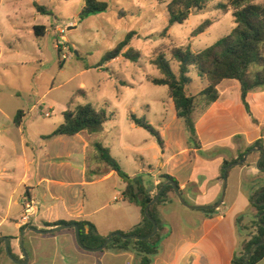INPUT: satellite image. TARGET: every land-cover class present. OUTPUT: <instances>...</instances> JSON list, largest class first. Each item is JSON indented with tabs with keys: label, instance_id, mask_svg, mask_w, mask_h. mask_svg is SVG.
<instances>
[{
	"label": "rangeland",
	"instance_id": "374dc122",
	"mask_svg": "<svg viewBox=\"0 0 264 264\" xmlns=\"http://www.w3.org/2000/svg\"><path fill=\"white\" fill-rule=\"evenodd\" d=\"M98 1L108 4L107 11L78 22L84 0H37L47 9V15L37 13L32 0H0V132H12L17 137L23 133L22 137L29 142L37 133H52L63 122L61 114L68 108L84 104L105 108L114 116L104 125V130L97 134L83 132L77 143L81 146V140L86 139L109 148L111 156L127 175L133 177L143 172L148 180L146 172L150 169L158 171L162 161L187 140L184 125L175 115L167 89L151 84V80L159 77L151 61L160 52L170 59L168 50L172 47L189 46L193 52H198L211 46L234 28L232 11L216 8L217 4H225L227 0H213L204 10L192 14L183 24H174L161 35L168 22L166 4L156 0ZM253 3L264 5V0H253ZM205 21H210V26L203 33L192 36ZM35 26L44 27L43 37L34 35ZM131 31L136 34L129 48L140 53L139 60L132 62L118 57L97 67L102 57ZM171 66L176 69L175 62H171ZM189 77L192 83L188 94L196 97L206 83L194 68ZM234 86L239 85L232 80H225L218 86L220 93H228L222 100H229L231 125L227 124L225 128L220 116H216L214 122L208 120L206 127L205 121L199 124L203 143L235 129L249 130L239 91H234ZM202 107L203 103L196 98L195 122L204 113ZM19 110L24 115L20 131L12 124ZM131 114L144 118L159 131L163 150L155 138L130 121ZM204 129L208 131V138L202 132ZM232 141L239 142L237 138ZM83 151V157L77 161L93 166V156L97 154L94 145H87ZM218 151L209 150L201 157L207 158ZM221 152L230 158L228 148ZM246 161L254 160L248 157ZM182 175L184 172H180L179 176ZM205 177L198 176L199 179ZM117 180L122 184L120 179ZM114 184L113 180H108L86 185L83 196L89 199L93 191L97 205H104L113 196L121 197L120 187ZM23 191L24 188L19 187L15 197L19 199ZM186 201L191 205L189 200ZM128 208L132 215L140 217L138 208ZM1 259L9 260L4 255Z\"/></svg>",
	"mask_w": 264,
	"mask_h": 264
},
{
	"label": "crops",
	"instance_id": "0c3cea01",
	"mask_svg": "<svg viewBox=\"0 0 264 264\" xmlns=\"http://www.w3.org/2000/svg\"><path fill=\"white\" fill-rule=\"evenodd\" d=\"M233 90L239 91V86H234ZM227 95L224 91L219 92L218 100L196 121L200 149L190 148L186 140L183 147V143L180 144L178 149L162 161L158 171L150 169L146 172L153 187L152 195L160 181L159 176L166 174L175 178L185 200L191 202L190 206H214L218 203L222 190L219 176L223 161L237 158L261 138V130L264 128L263 89L247 96L257 125H253L246 115L248 131L235 129L203 143L199 124L205 121L206 127L208 120L214 122L216 116H220V119H224L225 128L227 124L231 125L229 100H222ZM14 117L12 124L20 131L24 116L20 125L14 123ZM206 131L202 130L204 135L208 133ZM47 135L37 133L33 141L28 142L22 137L23 133L17 137L12 132H0V238H12L9 239V248L20 262L25 260L18 244L21 228L25 226L21 222V200L25 195L33 198L37 204L36 214L30 224L39 230L54 228H45L44 223L87 221L99 235L108 236L129 232L141 220V215H132L128 207L133 205L122 196L125 185L122 181L120 184L117 180L120 178L96 159L97 154L93 156V166L77 161L83 157V149L87 145H95L93 142L83 139L80 146L77 143L80 134L44 139ZM234 138L239 142H233ZM262 140L264 149V135ZM227 148L231 152L230 158L221 152ZM213 149L219 151L207 158L201 157V154ZM249 157L254 161L229 170L223 203L213 217L207 218L201 210L187 209L178 201L166 202L158 207L160 242L158 253L150 264H231L234 254L240 249L241 241L251 232L253 225L255 211L249 207L248 197L264 185V170L256 168L260 156L250 154ZM180 172H184L182 177L179 176ZM199 175L206 177L199 179ZM108 180H113L114 185L120 187L121 197L113 196L108 203L97 205L93 191L89 199L83 196V187L86 185ZM19 187H23L24 191L18 199L15 196ZM199 196L203 199H198ZM241 214H244L242 224L248 228L242 232L236 224ZM70 230L63 229L43 235L27 232L23 238V247L28 256L25 264H141L133 249L125 252H85L76 245L74 231ZM0 264L14 263L1 259ZM257 264H264V259Z\"/></svg>",
	"mask_w": 264,
	"mask_h": 264
},
{
	"label": "trees",
	"instance_id": "16d2710c",
	"mask_svg": "<svg viewBox=\"0 0 264 264\" xmlns=\"http://www.w3.org/2000/svg\"><path fill=\"white\" fill-rule=\"evenodd\" d=\"M159 4H166L168 14L167 26L162 31L161 35H165L174 24H183L189 16L196 12L204 10L207 4L213 0H156ZM32 6L37 13L47 15V9L40 5L37 0H32ZM216 8L223 12L232 11L234 28L229 34L219 38L211 46L193 52L189 46L172 47L168 50L170 59H167L165 53L160 52L155 55L151 64L157 69L159 77L151 80L154 86H162L167 89L168 98L172 101L176 117L182 121L185 132L187 133V145L190 148L200 149V142L196 132V122L193 114L196 107V98H199L203 103L202 112H205L219 98L218 86L225 80L236 81L239 85L240 103L249 117L253 125H257V121L253 117L247 96L251 92L264 89V5L253 3V0H227L225 4L219 3ZM108 4L98 0H84L83 8L78 15V22L84 19L107 11ZM210 21H205L199 25L193 32L192 36L203 33L209 26ZM33 33L36 37L44 36V27L35 26ZM135 32L131 31L126 34L125 38L116 45L115 48L109 50L100 60L97 67H101L105 63L117 59L118 57L124 60L137 62L140 58L138 51L129 48L130 41L135 36ZM125 49V50H124ZM171 62L176 63V69L171 66ZM191 68L196 69L201 80L206 83V86L195 97L188 94V88L192 83L189 73ZM63 122L49 135L44 136V139H51L58 136L73 137L83 132L88 134L101 133L104 130V125L110 121L114 113H109L105 108H96L91 104L77 105L74 108L66 109L62 114ZM21 110L17 111L14 117V123L20 125L23 117ZM130 121L139 128L144 129L148 134L155 138L159 148L163 150L164 143L158 130L149 124L144 118H137L134 114L130 115ZM264 128L261 130V138L256 140L252 145L241 152L237 158L232 160H224L221 169L219 180L222 181L223 169L243 158V155L253 149L262 148ZM97 151L96 159L105 164L113 171L123 182L124 190L122 196L124 200L139 208L141 220L129 232H118L121 235H136L138 237H146L153 230L152 223L145 217L144 211L147 204L154 198L157 191L167 183H173L183 199V191L175 178L162 174L159 176L160 181L154 187L155 192H147V187L152 184L146 180L144 173L136 176L127 175L121 168L119 162L110 154V149L103 147L101 144L94 145ZM260 156L261 153H251ZM248 164V161L241 166ZM259 167H264V158L259 164ZM229 173V171H228ZM227 173V175H228ZM264 191V185L258 188L255 192L249 195V207L255 211L253 225L249 232L240 243V249L234 254L231 264H246L247 256L253 245L264 241V228L257 221L259 215L264 214V193L260 195L256 201L255 197ZM178 201L174 195L171 186H168L161 194L160 198L154 205L148 208L150 217L157 224V233L154 237L143 240H123L118 237L111 239L109 244L100 253L113 250L116 252H125L133 249L140 258L141 264H150L151 259L158 253L160 242L161 222L159 219L158 207L166 202ZM186 202V200H185ZM187 203V202H186ZM207 218L213 217L217 210H201ZM244 214H241L236 219V224L239 231L248 230L242 224ZM261 223L264 224V215L261 217ZM60 225H76L79 231L81 243L89 249L100 247L107 236L99 235L95 227L87 221L79 222H55L44 223L45 228L56 227ZM31 227V224H26L21 228V231ZM87 228V231H86ZM72 230V229H71ZM12 239V238H8ZM10 250V248H9ZM11 255L18 259L15 255ZM5 254L4 243H0V257ZM7 257V256H6ZM264 259V245L257 247L250 259L249 264H257Z\"/></svg>",
	"mask_w": 264,
	"mask_h": 264
},
{
	"label": "water",
	"instance_id": "95a60500",
	"mask_svg": "<svg viewBox=\"0 0 264 264\" xmlns=\"http://www.w3.org/2000/svg\"><path fill=\"white\" fill-rule=\"evenodd\" d=\"M252 152H259L261 153L260 157L258 158L257 162H256V168L258 170H264V167L260 168L259 167V164L260 162L262 161V159L264 158V149L259 147V148H253L249 151H247L244 155H243V158L240 160V161H237L235 163H231L229 165H227L224 169H223V173H222V190H221V196H220V199L218 201L217 204H215L214 206H190L188 205L185 200L183 199V197L181 196V194L179 193L178 189H177V186L173 183H170V182H167L165 183L162 188H160L157 193L155 194L154 198L147 204V207L144 211V214H145V217L152 223L153 225V230L151 232V234H149L148 236L146 237H138L136 235H127V236H124V235H121L120 233H112V234H109L104 243L98 247V248H95V249H89V248H86L80 241V238H79V231H78V227L76 225H60V226H56L52 229H49V230H39L35 227H27L26 229H24L23 231H21L19 237H18V244L19 246L21 247V250L23 252V255H24V262H20L19 260H17L16 258H14L11 253H10V250H9V239L7 237H1L0 238V243L3 242L4 243V249H5V254L7 256V258L13 262L14 264H25L28 260V256H27V253L25 252V249L23 247V238L25 236V234L27 232H33V233H36V234H52L54 232H57L59 230H63V229H73L74 231V238H75V242H76V245L83 251L85 252H90V253H100L101 251L104 250V248L109 244V242L111 241L112 238L114 237H118V238H121L123 240H136V241H143V240H148L152 237H154L157 233V224L156 222L150 217L149 213H148V208L151 207L152 205H154L156 203V201L160 198L162 192L168 187V186H171L172 189H173V192H174V195L175 197L177 198L178 202L185 208L187 209H192V210H212V209H218L222 203H223V200H224V197H225V191H226V187H227V173L228 171L233 168V167H237V166H241L246 160L247 158L249 157V155L252 153ZM153 190V187L152 186H148L147 187V192H151ZM264 193V191L260 192L254 199V201H256V199L262 195ZM264 215V214H262ZM262 215H259L258 218H257V221L258 223L260 224V226H262L264 228V224L261 223V217ZM261 245H264V241L263 242H259V243H256L255 245H253L249 251V254L247 256V260H246V264H249V259L253 253V251L261 246Z\"/></svg>",
	"mask_w": 264,
	"mask_h": 264
},
{
	"label": "built area",
	"instance_id": "2783aa9c",
	"mask_svg": "<svg viewBox=\"0 0 264 264\" xmlns=\"http://www.w3.org/2000/svg\"><path fill=\"white\" fill-rule=\"evenodd\" d=\"M62 58L65 59L66 57L63 55ZM21 205L23 208L21 222L26 225L30 223L32 217L36 214L37 204L33 200V198L28 195H25L21 200Z\"/></svg>",
	"mask_w": 264,
	"mask_h": 264
}]
</instances>
